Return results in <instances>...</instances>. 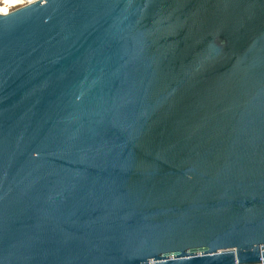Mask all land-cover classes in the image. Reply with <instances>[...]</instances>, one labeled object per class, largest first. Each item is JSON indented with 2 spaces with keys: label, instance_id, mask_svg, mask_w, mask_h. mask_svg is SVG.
<instances>
[{
  "label": "water",
  "instance_id": "95a60500",
  "mask_svg": "<svg viewBox=\"0 0 264 264\" xmlns=\"http://www.w3.org/2000/svg\"><path fill=\"white\" fill-rule=\"evenodd\" d=\"M259 263L264 0L0 13V264Z\"/></svg>",
  "mask_w": 264,
  "mask_h": 264
},
{
  "label": "built area",
  "instance_id": "2783aa9c",
  "mask_svg": "<svg viewBox=\"0 0 264 264\" xmlns=\"http://www.w3.org/2000/svg\"><path fill=\"white\" fill-rule=\"evenodd\" d=\"M37 0H9V11L15 7L26 5L32 2H35ZM259 264H264V263H259Z\"/></svg>",
  "mask_w": 264,
  "mask_h": 264
},
{
  "label": "bare ground",
  "instance_id": "6f19581e",
  "mask_svg": "<svg viewBox=\"0 0 264 264\" xmlns=\"http://www.w3.org/2000/svg\"><path fill=\"white\" fill-rule=\"evenodd\" d=\"M9 0H0V13H6L9 11Z\"/></svg>",
  "mask_w": 264,
  "mask_h": 264
}]
</instances>
